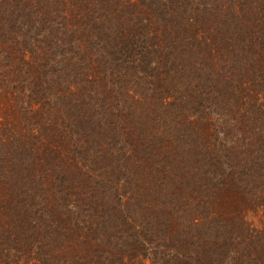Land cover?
Returning <instances> with one entry per match:
<instances>
[{
    "label": "trees",
    "instance_id": "1",
    "mask_svg": "<svg viewBox=\"0 0 264 264\" xmlns=\"http://www.w3.org/2000/svg\"><path fill=\"white\" fill-rule=\"evenodd\" d=\"M0 264H264V0H0Z\"/></svg>",
    "mask_w": 264,
    "mask_h": 264
}]
</instances>
